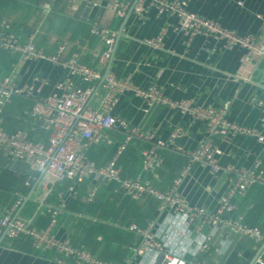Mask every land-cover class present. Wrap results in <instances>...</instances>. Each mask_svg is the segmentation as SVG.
Here are the masks:
<instances>
[{
	"label": "crops",
	"instance_id": "crops-1",
	"mask_svg": "<svg viewBox=\"0 0 264 264\" xmlns=\"http://www.w3.org/2000/svg\"><path fill=\"white\" fill-rule=\"evenodd\" d=\"M108 1L112 0H0V20L7 19L21 40L32 36L35 44L47 53L54 52L60 42H66L65 56L76 52L82 62L102 74L109 69L119 77H129L141 87L156 84L171 99H190L196 105L225 107L229 120L264 132V57L256 58L251 75H246L240 61L241 48H223L203 34L189 39L174 29V16L160 13L152 6L137 15L133 8L130 10L131 4L124 16H118L105 8ZM187 7L241 34L259 33L264 29V0H189ZM93 20L117 32L113 56L105 65L99 59L103 44L89 32ZM160 32L164 34L163 48L153 49L142 41ZM10 73L20 83L30 81L34 74L44 75L48 83L41 94H46L63 76L64 69L45 60L19 61L16 56L0 50V75ZM101 92L97 84L92 104L98 102ZM111 112L131 124L154 130L161 138H168L175 127H182V134L176 139L182 149H163V163L145 174L161 189L174 184L187 162L186 152L194 149L206 135L207 124L203 120L162 104L147 107L141 97L131 93L120 95ZM2 120L0 115L1 125ZM11 121L6 120V125L11 126ZM106 134L105 139L94 142L88 149L89 157L97 164L110 160L124 139L119 129L106 130ZM214 143L220 149L217 158L221 171L215 175L202 163L194 162L178 184L191 204L209 210L217 207L218 197L227 186L226 166L249 167L260 158L264 170V151L255 136H218ZM143 147L144 142L137 139L127 144L117 160L122 175H135L141 170ZM4 168L22 177L23 182L19 188L0 190V214L19 194L22 199L13 215L28 217L43 195L41 173L30 170L22 161L0 154V172ZM92 183L86 177L81 182L66 180L56 185L44 200L34 224L38 227L47 224V205L61 206L54 234L69 238L73 244H85L98 257L113 259L117 264L128 258H132L133 264L157 262L152 250L134 254L132 248L139 244L141 236L127 229L129 222L145 226L149 220L156 221L154 230L165 250L183 258L186 264H250L257 253L253 264H264V239L256 240L225 230L212 233L209 226L200 230L193 226L185 228L174 214L161 213L150 198L132 200L123 195L114 182L103 185L97 198L88 201L86 193ZM92 202L94 205H89ZM233 203L235 216L241 215L243 222L250 226L264 228V183L252 184L243 195H235ZM101 213L106 214L107 219H100ZM102 226L106 228L104 232L98 230ZM207 237L208 249L197 250ZM56 256L53 250L33 249L29 239L23 236L13 239L0 236V264H58Z\"/></svg>",
	"mask_w": 264,
	"mask_h": 264
},
{
	"label": "built area",
	"instance_id": "built-area-1",
	"mask_svg": "<svg viewBox=\"0 0 264 264\" xmlns=\"http://www.w3.org/2000/svg\"><path fill=\"white\" fill-rule=\"evenodd\" d=\"M188 1L112 0L106 3L105 8L121 17L126 14L131 4L137 15H142L147 6L154 7L160 13L172 15L175 18L174 29L189 39L197 34H203L213 38L223 48H241L240 61L243 71L246 75H251L254 60L264 57V29L259 33L241 34L221 25L212 17L189 10ZM48 9L47 6L46 10ZM89 32L102 42L103 48L99 59L104 65L107 64L114 53L116 30L93 20L89 24ZM163 37V32H160L142 41L153 49H161ZM65 49L66 42H60L54 52L47 53L35 44L32 36L21 40L7 19L0 20V50L16 56L19 61L45 60L59 64L64 69L63 76L46 94H41L42 88L48 83L42 74H34L30 81L21 83L12 73L0 75V111L12 96L18 95L33 100L25 109L26 116L23 118L24 121H31L30 127L8 131L0 123V154L8 159L22 161L30 170L41 173L40 181L44 186L41 199L28 217L13 215V210L22 199L19 194L15 202L5 208L0 214V236L4 234L12 239L23 236L29 239L35 250H53L57 254L58 264H117L112 260L98 257L85 244H73L69 238H60L54 234L53 227L61 206L47 205L50 212L47 224L44 227L34 224L40 208L44 206V200L56 185L66 180L81 182L88 177L93 181L86 193L88 201L97 198L103 185L114 182L123 195L132 199L153 197L161 213L174 214L185 228L193 226L200 230L209 226L212 233L225 230L256 240L264 239V229L246 224L241 215L235 216L233 203V197L243 195L252 184L264 183V170L260 158H256L249 167L236 165L225 167L229 174L228 183L219 195L217 207L213 210L191 204L178 188V184L194 162L202 163L212 174L216 175L221 171L217 158L220 149L214 143L215 137L255 136L264 151L263 131L229 120L225 107L196 105L190 99H171L156 84L141 87L134 84L129 77H119L111 71L103 76L99 69L82 62L78 53L73 52L65 56ZM97 84L102 92L98 102L92 104ZM262 88L264 90V85ZM124 93L141 97L147 107L154 104L166 105L182 114L199 118L207 124L206 135L198 141L194 149L186 152L188 158L184 168L174 184L167 189L158 188L145 174L163 163V149H182L176 144V139L182 134V127H175L168 138H161L154 130L141 128L113 114L111 110L116 99ZM109 129H119L124 139L110 160L97 164L89 157L88 149L94 142L105 139L106 130ZM30 130L44 132L47 134L46 138L34 140L29 135ZM133 139L145 143L141 150V170L135 175H122L117 160ZM155 226V220H149L145 226H139L134 222L127 226L129 230L141 236L139 244L132 248L134 254L139 255L152 250L158 258L155 264H186L183 258L165 250L162 239L154 230ZM208 243V237L202 239L196 249L205 251L208 249ZM121 264H133L132 258Z\"/></svg>",
	"mask_w": 264,
	"mask_h": 264
},
{
	"label": "trees",
	"instance_id": "trees-1",
	"mask_svg": "<svg viewBox=\"0 0 264 264\" xmlns=\"http://www.w3.org/2000/svg\"><path fill=\"white\" fill-rule=\"evenodd\" d=\"M32 102H33V100L30 98H26V97L18 96V95L12 96L7 101V103L4 105L2 110L0 111V115L3 116V118H4V120H2V125L8 131H13V130L20 128V127H26V128L30 127L31 121H24L23 118L26 116L24 113L25 109H27L32 104ZM6 120H8V121L13 120V122L11 121L12 122L11 126L6 125ZM46 135L47 134L44 132L43 133L37 132V131L36 132L31 131L30 132V137L33 138L34 140L46 138ZM138 141H141V140H138ZM141 142H143V141H141ZM144 145H145V143H144ZM22 182H23L22 177H18V176L16 177L14 175V173L11 170H9L8 168H4L0 172V190L9 191V190H11V187H12V190L19 188V184ZM14 185H16V187H13ZM111 185H113V184H111ZM127 197L130 198L129 196H127ZM146 197L150 198L151 200H153L156 203V205H158L157 201L153 197H150V196H146ZM130 199H132V198H130ZM132 200H134V199H132ZM89 205L93 206L94 203L92 202ZM47 213H48V220H49L50 212L47 210ZM99 217H100V219H104V220L107 219V215L104 213H101L99 215ZM129 224H130V222L127 224V226ZM262 229H264V228H262ZM98 230L101 232H104L106 230V228L102 226V227H99ZM129 231H131V230H129ZM131 232H134V231H131ZM134 234H136V233L134 232ZM109 260L114 261L113 259H109Z\"/></svg>",
	"mask_w": 264,
	"mask_h": 264
},
{
	"label": "water",
	"instance_id": "water-1",
	"mask_svg": "<svg viewBox=\"0 0 264 264\" xmlns=\"http://www.w3.org/2000/svg\"><path fill=\"white\" fill-rule=\"evenodd\" d=\"M132 7L133 6H131V8H130V10L132 9ZM109 69H107L105 72H104V74H103V76L107 73V71H108ZM4 235V234H3ZM263 246H264V244H263ZM263 248V247H262ZM262 250V249H261ZM260 250V251H261ZM258 254L259 253H257L255 256H254V258L251 260V263L250 264H253L254 262H255V260H256V258H257V256H258Z\"/></svg>",
	"mask_w": 264,
	"mask_h": 264
}]
</instances>
